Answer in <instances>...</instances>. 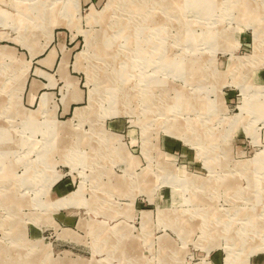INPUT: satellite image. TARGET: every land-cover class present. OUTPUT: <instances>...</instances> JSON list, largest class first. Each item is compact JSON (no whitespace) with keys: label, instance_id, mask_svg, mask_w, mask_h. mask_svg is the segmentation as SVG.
I'll list each match as a JSON object with an SVG mask.
<instances>
[{"label":"rangeland","instance_id":"374dc122","mask_svg":"<svg viewBox=\"0 0 264 264\" xmlns=\"http://www.w3.org/2000/svg\"><path fill=\"white\" fill-rule=\"evenodd\" d=\"M109 1L0 0V264H264V0Z\"/></svg>","mask_w":264,"mask_h":264},{"label":"crops","instance_id":"0c3cea01","mask_svg":"<svg viewBox=\"0 0 264 264\" xmlns=\"http://www.w3.org/2000/svg\"><path fill=\"white\" fill-rule=\"evenodd\" d=\"M50 56V58H52L51 57V54L49 55ZM61 65H63V64H61ZM69 84H70V87L72 86L73 87V85H74V83H72V82H69ZM73 84V85H72ZM71 97L73 98L74 97V99H76V98H79V95L77 94V91H76V89L74 88H72L71 89Z\"/></svg>","mask_w":264,"mask_h":264},{"label":"bare ground","instance_id":"6f19581e","mask_svg":"<svg viewBox=\"0 0 264 264\" xmlns=\"http://www.w3.org/2000/svg\"><path fill=\"white\" fill-rule=\"evenodd\" d=\"M114 4V0H110L109 1V3L107 4V6L105 7V9H109L110 7H111V5H113ZM173 8V7H172ZM105 9L103 10V11H105ZM130 35H132V34H130ZM134 46V45H133ZM171 61V60H170ZM169 61V62H170ZM170 63H172V62H170ZM230 260H231V257L229 258Z\"/></svg>","mask_w":264,"mask_h":264}]
</instances>
